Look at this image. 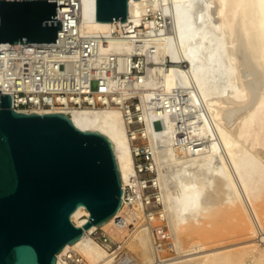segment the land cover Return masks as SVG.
<instances>
[{"label":"bare ground","instance_id":"1","mask_svg":"<svg viewBox=\"0 0 264 264\" xmlns=\"http://www.w3.org/2000/svg\"><path fill=\"white\" fill-rule=\"evenodd\" d=\"M56 1L62 19L77 4L75 30L110 39L102 51L127 73L133 53L150 65L105 106L68 116L109 141L122 195L99 225L73 218L82 234L55 264H264V0H127L124 22L96 21L95 0ZM140 140L157 211L135 163Z\"/></svg>","mask_w":264,"mask_h":264},{"label":"water","instance_id":"2","mask_svg":"<svg viewBox=\"0 0 264 264\" xmlns=\"http://www.w3.org/2000/svg\"><path fill=\"white\" fill-rule=\"evenodd\" d=\"M96 21L124 22L127 0H95ZM57 1L0 0V43H56ZM114 154L62 114H27L0 95V264H55L56 254L119 208Z\"/></svg>","mask_w":264,"mask_h":264},{"label":"built area","instance_id":"3","mask_svg":"<svg viewBox=\"0 0 264 264\" xmlns=\"http://www.w3.org/2000/svg\"><path fill=\"white\" fill-rule=\"evenodd\" d=\"M70 7L66 12L69 15L62 19L57 2L56 21H62V30L56 33V43H0V95H10L14 111L27 114L48 111L70 116L72 110L103 107L106 105L103 97L109 98L124 87L129 89L126 85L129 82L123 84L122 80L131 82L150 65L144 54L133 53L130 60L134 66L127 73L125 58L118 62V55L102 51L108 48L110 39H97L75 30L78 7L77 4ZM137 47L138 42L134 48ZM125 102L133 109L137 99L129 97ZM110 104L117 106L113 100ZM132 118L137 121L136 114ZM136 144L139 152L135 156L144 155L149 163V155L141 143ZM93 236L102 240V244L112 242L100 230Z\"/></svg>","mask_w":264,"mask_h":264},{"label":"rangeland","instance_id":"4","mask_svg":"<svg viewBox=\"0 0 264 264\" xmlns=\"http://www.w3.org/2000/svg\"><path fill=\"white\" fill-rule=\"evenodd\" d=\"M132 112L135 113V107L133 106V109H131ZM156 126H160L158 123L156 124ZM140 142L141 145H142V142L141 140L140 141H137L136 143ZM137 145V144H136ZM138 146V145H137ZM143 147V146H142ZM146 156L144 155H140V156H135V163L137 165H142V171L139 173L141 175L142 178H145L147 179V189H145L144 191V194L145 195H150V205L148 206V209L149 210H154V211H157L158 208H159V205L157 204V200L155 198V191H154V188H152V183L150 181V173L148 172V166H149V163L148 161L145 159ZM148 176V177H147ZM156 223L160 222L162 225L164 224L163 221H155ZM130 228H132V226H130ZM100 230V229H98ZM164 230H167L166 228H164ZM99 243L102 242V240H97ZM110 248L113 249L115 246H116V243H112L110 242ZM173 256L174 253L173 252H165L163 254V256ZM70 264H74V263H70ZM83 264H87V263H83Z\"/></svg>","mask_w":264,"mask_h":264}]
</instances>
